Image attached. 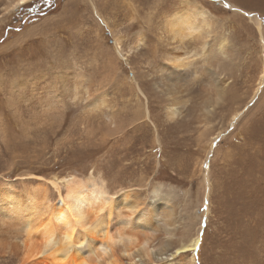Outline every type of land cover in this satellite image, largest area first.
Listing matches in <instances>:
<instances>
[{
  "label": "rangeland",
  "instance_id": "rangeland-1",
  "mask_svg": "<svg viewBox=\"0 0 264 264\" xmlns=\"http://www.w3.org/2000/svg\"><path fill=\"white\" fill-rule=\"evenodd\" d=\"M44 1L0 0V186L93 172L146 201L160 188L174 195L173 239L202 232L198 261L185 251L175 264H264V45L245 13L264 25V2ZM196 8L200 29L175 34L174 16ZM178 59L187 73L171 97ZM136 84L152 121L136 112ZM15 233L0 225V238Z\"/></svg>",
  "mask_w": 264,
  "mask_h": 264
},
{
  "label": "bare ground",
  "instance_id": "bare-ground-1",
  "mask_svg": "<svg viewBox=\"0 0 264 264\" xmlns=\"http://www.w3.org/2000/svg\"><path fill=\"white\" fill-rule=\"evenodd\" d=\"M32 1L9 0L8 7L15 9ZM255 1L260 5L264 2ZM193 13L203 15L205 10L196 8L176 14L171 30L182 37L193 35L201 26ZM245 13L257 25L264 45L261 19L257 14ZM225 44L226 40L222 45ZM183 60L174 62L165 77L171 97L174 86L187 73L181 70L185 66ZM263 79L264 74L260 80ZM137 87L145 101H137L136 112L152 121L147 97ZM168 110L170 117L178 114L173 105ZM214 110L215 105L207 102L202 114L208 117ZM111 116L108 120L113 122ZM32 177L41 181L36 185L25 183L23 193L16 188L14 179L2 180L0 225L11 224L16 233L11 240L0 238L1 258L13 257L17 264H175V255L182 247L194 252L193 260L198 261L201 228L177 241L173 239L179 225L174 222L172 193L155 188L151 200L146 201L136 187L112 192L106 180L93 172L87 176L69 174L50 178L29 173L21 179ZM52 191L55 199L51 197ZM162 228L166 237L158 242Z\"/></svg>",
  "mask_w": 264,
  "mask_h": 264
},
{
  "label": "snow or ice",
  "instance_id": "snow-or-ice-1",
  "mask_svg": "<svg viewBox=\"0 0 264 264\" xmlns=\"http://www.w3.org/2000/svg\"><path fill=\"white\" fill-rule=\"evenodd\" d=\"M185 251H188V249H185V248H179L176 255L179 256L181 252H185ZM125 255H128L127 253H125Z\"/></svg>",
  "mask_w": 264,
  "mask_h": 264
},
{
  "label": "trees",
  "instance_id": "trees-1",
  "mask_svg": "<svg viewBox=\"0 0 264 264\" xmlns=\"http://www.w3.org/2000/svg\"><path fill=\"white\" fill-rule=\"evenodd\" d=\"M47 1H49V0H45L43 3H42V7L45 9V8H47L48 7V5H47ZM28 14V13H27ZM29 17H31L32 16V14H30L29 13Z\"/></svg>",
  "mask_w": 264,
  "mask_h": 264
}]
</instances>
